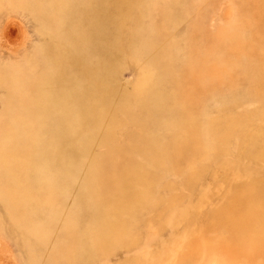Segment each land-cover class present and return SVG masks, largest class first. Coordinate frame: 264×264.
I'll return each instance as SVG.
<instances>
[{
  "label": "rangeland",
  "instance_id": "obj_1",
  "mask_svg": "<svg viewBox=\"0 0 264 264\" xmlns=\"http://www.w3.org/2000/svg\"><path fill=\"white\" fill-rule=\"evenodd\" d=\"M10 2L0 264H264V0Z\"/></svg>",
  "mask_w": 264,
  "mask_h": 264
},
{
  "label": "bare ground",
  "instance_id": "obj_2",
  "mask_svg": "<svg viewBox=\"0 0 264 264\" xmlns=\"http://www.w3.org/2000/svg\"><path fill=\"white\" fill-rule=\"evenodd\" d=\"M8 5L12 9L10 0H0V24H2L3 20L10 14V12L8 11ZM16 75L17 74L10 68L0 67V85L5 87L8 91L9 88H11L10 86H12L14 83L15 85L18 83L16 80H13V78L15 79Z\"/></svg>",
  "mask_w": 264,
  "mask_h": 264
}]
</instances>
